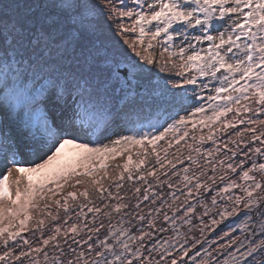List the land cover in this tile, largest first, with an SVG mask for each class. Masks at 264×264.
<instances>
[{"label":"snow or ice","instance_id":"6c2138e0","mask_svg":"<svg viewBox=\"0 0 264 264\" xmlns=\"http://www.w3.org/2000/svg\"><path fill=\"white\" fill-rule=\"evenodd\" d=\"M205 41L207 48L200 47ZM205 77L218 83L207 99L221 101L208 105L211 115H205V104L197 100L203 101L201 92L209 88L201 79ZM242 111L251 115L237 119ZM228 113L232 120L226 119ZM197 114L203 117L199 121L193 119ZM261 116L264 0H0V261L25 264L24 257L28 264H40L42 254L45 264H264ZM222 117V130L236 129V139L229 142L246 150L235 165L226 164L219 177L223 187L211 196L216 211L208 223L201 218V236L219 228L217 246L205 248L195 236L183 243H160L151 231L156 228L152 214L160 213L167 201L157 207L155 194L153 207L143 214L148 190L141 199L136 195L141 187L134 186L135 203L125 202L128 193L120 195L124 181L146 182L144 165L150 157L161 168L165 161L171 164L168 148L189 135L190 123L192 128L197 123L208 127L211 140V124ZM237 124L245 127L237 129ZM160 141L167 144L161 149L163 158L157 150ZM235 155L231 150L218 163L225 165ZM119 157L123 163L113 164ZM134 171L139 175L134 177ZM229 171L243 183L225 179ZM146 174L159 179L155 168ZM192 179L196 182L187 188L185 200L195 191L198 203H204L200 189H211L209 181L215 183L217 177L202 181L184 176L189 183ZM234 189L240 194L230 191ZM171 195L179 199L176 192ZM69 201H80V216L87 218L86 207L93 213L92 226H83L90 233L86 239L75 238L83 230L76 223L63 231L59 223L46 225L60 220L61 210L63 223H68L73 211ZM210 211L204 204L202 216ZM113 212L123 213L122 226L109 223L100 238L105 225H96V214L110 218ZM195 212L196 205L189 203L185 216ZM183 222L191 224L192 219ZM30 224L41 233L37 247L21 235ZM46 229L50 234L44 238ZM61 236L76 246L65 239V251L57 239ZM17 237L28 251L21 247L17 253L10 245L20 246ZM51 241L56 243L49 256L45 246Z\"/></svg>","mask_w":264,"mask_h":264},{"label":"trees","instance_id":"16d2710c","mask_svg":"<svg viewBox=\"0 0 264 264\" xmlns=\"http://www.w3.org/2000/svg\"><path fill=\"white\" fill-rule=\"evenodd\" d=\"M230 23V22H229ZM198 33V30L195 34ZM215 34V33H213ZM207 43H205L202 47L207 48ZM167 56V54H165ZM206 83H209V88L204 89L201 92V95H203L204 99L203 101L199 100V97H197L198 103L203 102L206 107L205 115H211L212 114V108L208 107L210 104H218L221 103V101H209L207 99L208 96L215 95L214 88L218 86V83L213 78H201ZM183 115V113H182ZM251 115L250 113H244L243 111L237 116V119H244L246 116ZM203 117L200 114H197L196 117L193 119L199 121ZM261 119H264V116L260 117ZM227 120L233 119V113H228ZM225 120L224 117L221 118V121H217L215 124H211V122H208L211 124V127L213 129L212 131V139L209 140L207 137L209 135V128L205 127L204 125L197 123L195 128H192L191 123L188 125L189 135L185 137L183 140L177 144L175 141H173L172 147L168 148L167 153V160L171 161V164H169L167 161L164 162V167L161 168L159 164H154L155 157H150L149 160L144 165V171H145V180L140 181L137 179L133 180H127L124 181V187L120 190V195L124 196L125 192L128 193V197L125 202H128L129 200L132 203H135V198L133 197L134 192V186L141 187V192L139 194H136L137 196L141 197L144 194L145 189L148 190V194L150 196L149 201H142L141 203V212L143 214H146L150 208L153 207V204L151 203L152 199L155 197V194H159V198L155 199V205L158 207L162 201H167V203H164L163 207L161 208L160 213H153L152 215L155 216V223L156 228L152 229L155 233L154 239H157L160 241V243H163L165 240H168L170 243L176 240H179L181 243H183V240L187 238L189 241H191L192 237H197L204 242V247L207 248L209 244L212 245V248H216V243L214 242L216 240L215 233L219 231V228L213 231L205 230L204 235L201 236L200 234V227L203 225L201 224V218L205 223L209 222V217L212 215L213 212L216 211L215 208H212L211 205V196L216 195V189L218 187H223L222 182L220 181L219 177L224 176V170L226 169V164L228 162H231L235 165L238 159H242V151L246 150L245 146L243 144H240L239 149L236 148V145L230 143L231 139H236L234 133L236 129L233 128H223L222 130V121ZM245 127L243 124H237L236 128L240 129ZM182 131L180 133H177V139L180 135H182ZM195 136L196 139L193 140L192 136ZM200 136H204V140H200ZM171 138V134H169V137H166V139ZM246 138V137H245ZM239 141H237L238 143ZM224 144H228V148H224ZM160 148L157 150L160 151V155L163 158L165 153L161 151L162 148L167 147V144L165 141L159 142ZM190 146V147H189ZM219 147L220 151L217 152L216 148ZM199 149V152L195 151V149ZM231 150H235L236 155L232 158L230 161H226L225 165H220L218 163L219 160H222L225 158V154L231 155ZM211 151L212 155L209 156L208 152ZM191 156L192 160L190 161L188 157ZM135 159V157H134ZM124 158L119 157L115 161H113V164H122ZM250 163V161H249ZM172 165H175V167H172ZM247 167V165H245ZM153 168H155L157 176L159 179L153 176H149L146 173L148 171H151ZM188 169L187 172L184 170ZM213 169H215V172H213ZM201 170L204 171V176L200 175ZM111 171V169H110ZM239 172V169H237V173ZM134 177L138 176L139 173L134 171L133 172ZM187 175L190 178L192 177H199L202 181L205 180L208 176L215 175L217 177L215 183H212L209 181V183L212 185L211 189H200V194L204 197V203H198L200 197L197 195V193L194 191L192 196L189 197L187 200H185V196L187 194V188L192 187L193 184H195L196 180L192 179L191 183L184 180V176ZM231 178L233 180H236L238 183H243V181L240 179V177L237 174L232 173L231 171L228 172V176L225 177V179ZM171 183L172 187L169 188L168 184ZM151 184L152 187L149 188L148 185ZM23 186V184L21 185ZM232 192H235L236 194H240L239 189L230 190ZM113 192L115 193V189H113ZM173 192H176V195L179 197V199H176L171 194ZM59 196L54 197L53 199H57ZM217 201L219 203L220 197L217 196ZM51 203V200L48 201ZM80 201H77L76 203H79ZM116 201L113 199L112 203H115ZM76 203L69 201L70 207L73 209L69 213V219L68 223H63L64 220V212L61 210L59 213L60 220L58 221H52L48 222L46 221L47 227H53L55 224L59 223L61 225V230L70 227L71 224L76 223L79 228L83 229L82 231H78V234H75V238L79 240L81 237L87 238V235L90 234L88 232L87 228H84L83 226L85 224H88L89 227L92 226V219H93V213L88 211V208H84L83 212L87 214V218L84 216L79 215V209L76 208ZM195 204L196 205V212L195 213H189L188 217L185 216V211L187 208V205ZM204 204H207L209 209L211 211L208 213L207 216H202L204 211ZM171 205V207H169ZM92 205H89L91 207ZM96 206L102 207L99 200L96 201ZM102 211H107V209H103ZM163 213H167V215L170 218H174L175 222H172V219L165 221L163 219ZM123 213L117 214L115 212L112 213L111 217L103 216L99 213L96 214V225L98 226L101 221H103L105 228L100 230V238H103V233L105 232V229L108 228L109 223L113 227H120L121 225V217ZM192 219L191 224L184 223L183 221L188 218ZM152 217L150 216L149 219ZM232 218H229L231 220ZM229 221H225L224 223H228ZM123 226H127V224H124ZM160 227H163L165 231L161 232L159 231ZM223 227V225H221ZM29 231L22 233L21 235L27 238L33 247H37L42 244V240L40 239L41 233L39 231H35L32 229L31 224L29 225ZM132 231H135V228L132 229ZM35 233V234H33ZM177 233L180 235L177 236ZM50 233L47 231V229L44 231L43 236L44 238H47V236ZM73 233H69V237L73 236ZM61 241V247H64L65 251H67V246L63 244V241L67 239L68 244H71L73 247L76 245L73 244L72 239H69L67 237H58ZM96 239V235H93V240ZM17 240L20 241V237H17ZM223 242V241H221ZM10 245L14 248V250L18 253L20 251L21 247H24L25 251H28V249L23 245V242L20 241V246L17 247L15 242L10 241ZM55 241H51L49 245L45 246V251L49 252V256H52V246L55 244ZM83 247V246H82ZM178 247V245H177ZM199 248L200 245H197ZM0 251H3V245H0ZM79 251V249H78ZM227 253V249L225 250V255ZM58 254V253H57ZM191 255V253H190ZM214 256L216 254L214 253ZM29 258H33L32 254L29 253ZM9 258H6L8 260ZM22 260L25 261V264H28V259L21 257ZM217 259L222 260L223 256H218ZM39 260L40 264H45V261L43 260V255L39 254ZM0 264H5V261H0ZM11 264H19L18 261L15 259H11Z\"/></svg>","mask_w":264,"mask_h":264},{"label":"rangeland","instance_id":"374dc122","mask_svg":"<svg viewBox=\"0 0 264 264\" xmlns=\"http://www.w3.org/2000/svg\"><path fill=\"white\" fill-rule=\"evenodd\" d=\"M225 19H227V17H225ZM190 31V34L192 33V30H189ZM198 34V33H197ZM179 42V41H177ZM205 44V42L202 43V45L200 47H202L203 45ZM15 174L13 175L12 179L15 180Z\"/></svg>","mask_w":264,"mask_h":264},{"label":"water","instance_id":"95a60500","mask_svg":"<svg viewBox=\"0 0 264 264\" xmlns=\"http://www.w3.org/2000/svg\"><path fill=\"white\" fill-rule=\"evenodd\" d=\"M208 43V42H207ZM217 75H220L219 73Z\"/></svg>","mask_w":264,"mask_h":264}]
</instances>
